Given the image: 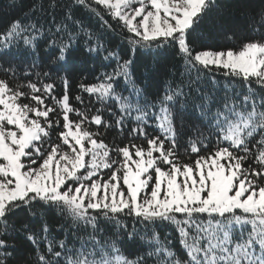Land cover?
Wrapping results in <instances>:
<instances>
[{"label": "snow or ice", "instance_id": "snow-or-ice-1", "mask_svg": "<svg viewBox=\"0 0 264 264\" xmlns=\"http://www.w3.org/2000/svg\"><path fill=\"white\" fill-rule=\"evenodd\" d=\"M216 4L35 0L0 27V57L35 58L0 63V264H264V7L258 39L197 50L189 36ZM105 15L127 59L105 43ZM81 50L104 71L73 94ZM154 50L183 70L149 92L134 62ZM17 237L31 246L19 259Z\"/></svg>", "mask_w": 264, "mask_h": 264}, {"label": "trees", "instance_id": "trees-1", "mask_svg": "<svg viewBox=\"0 0 264 264\" xmlns=\"http://www.w3.org/2000/svg\"><path fill=\"white\" fill-rule=\"evenodd\" d=\"M35 0H0V27L6 26L12 19L23 17L28 13L34 4ZM264 7V0H217L216 6L205 17L195 31L189 36L190 43L197 49H226L236 47L241 42L246 40L258 39V33L252 31L251 25L256 21V13L260 8ZM77 17L82 18L85 25L93 30L101 31V21L98 17L89 15V13L80 9L76 13ZM104 19L112 24L114 30H104V41L109 47L119 46L121 55L128 58L131 55L130 45L124 35L121 34V29L107 15ZM83 45L81 42V49ZM33 57L9 53L0 57V63L4 65L15 64L18 69H22L26 63L31 62ZM44 53L41 51L40 59L37 63L41 64V68H47V64L43 63ZM68 75L71 83L70 92L76 93L78 90L75 83L81 74L93 79L94 75H98L104 71L100 67L99 62L89 60L86 54L81 50L73 53L68 62ZM183 69L180 67L178 59L173 58L169 53H161L157 55L155 50L150 54L143 51L136 52L134 62V72L141 76L143 85L149 92H154L157 88L162 87L166 78H170L173 74L179 73ZM19 81H23V76L17 72ZM3 76V72H0ZM16 82V81H14ZM89 97L85 94V102L88 103ZM98 107V105H96ZM151 131V129H149ZM109 140L120 139L116 131L107 133ZM21 219L25 218L24 213H19ZM60 222V217L55 213L50 214V225L56 236L61 237L65 233L57 232L55 225ZM40 220L34 222V227H39ZM164 235V230H161V236ZM18 250L14 255L19 259L24 254L30 253L31 246L22 237H17L16 240ZM175 246L179 249V243L175 242ZM129 250L134 251L135 245H129Z\"/></svg>", "mask_w": 264, "mask_h": 264}]
</instances>
